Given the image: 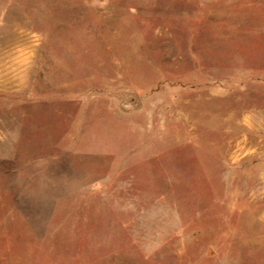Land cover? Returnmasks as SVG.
<instances>
[{
  "label": "rangeland",
  "instance_id": "374dc122",
  "mask_svg": "<svg viewBox=\"0 0 264 264\" xmlns=\"http://www.w3.org/2000/svg\"><path fill=\"white\" fill-rule=\"evenodd\" d=\"M0 264H264V0H0Z\"/></svg>",
  "mask_w": 264,
  "mask_h": 264
},
{
  "label": "crops",
  "instance_id": "0c3cea01",
  "mask_svg": "<svg viewBox=\"0 0 264 264\" xmlns=\"http://www.w3.org/2000/svg\"><path fill=\"white\" fill-rule=\"evenodd\" d=\"M99 82V81H98ZM80 84H85L87 85L88 82H84V83H80ZM79 84V85H80ZM86 93H89V96H87L86 98L84 97H79L78 94H76V115L75 117L73 118V127L75 125V122H76V134L79 135L80 133V136L79 138L77 139V136H76V145L78 143V140L80 139L81 137V134H83V127H82V117L86 116V117H90V115L88 114V109L89 108H92V107H95L97 106V110L99 107H101L102 105H104L103 103H101V98H107V97H98V95H92L90 94V91L87 90ZM109 99L112 98L111 100L113 101V103L115 104V107L111 106L109 108L110 110V113H113L115 114V116L118 118V121L119 122H122V121H125V120H128L130 124H132L133 128L136 127L137 125V121H138V117L135 113L133 114H128V113H125L122 111V101L120 99L119 96H114L112 93L110 95H108ZM97 100V101H96ZM96 103V104H95ZM94 117V115L91 117V119ZM91 121V120H90ZM75 128V127H74ZM141 129H142V126H141ZM143 130V129H142ZM144 133V131H143ZM75 142H63V147L60 146V148H63V151L65 152H69L70 154H72L74 152V149H72L73 145H74ZM149 149H151V147H149ZM101 155V154H100ZM102 156H106V155H102ZM135 156V155H134ZM107 158L111 159L110 160V166H108L107 168V173L105 175H107L105 178H103L100 182H98V184L96 185H93V188L95 190H97V192H100L102 193V195H104V188L105 186L111 182V180L114 179V177L116 176L117 173H120L121 171H123V168L127 167L131 161L133 160H136V158H127L126 157V163L124 165V163L122 164H119L118 163V160L115 161L113 158V156H106ZM112 161V162H111ZM93 191V190H92Z\"/></svg>",
  "mask_w": 264,
  "mask_h": 264
}]
</instances>
